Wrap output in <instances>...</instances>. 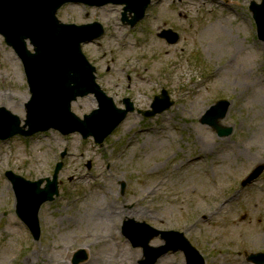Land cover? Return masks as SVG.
Listing matches in <instances>:
<instances>
[{
    "label": "rangeland",
    "instance_id": "rangeland-1",
    "mask_svg": "<svg viewBox=\"0 0 264 264\" xmlns=\"http://www.w3.org/2000/svg\"><path fill=\"white\" fill-rule=\"evenodd\" d=\"M251 3L262 0H153L150 17L133 32L121 23L120 6L59 11L66 24L101 23L104 38L83 52L106 95L118 108L130 100L135 111L102 145L54 130L0 141V264H72L81 249L87 259L79 264H140L164 245L163 236L179 233L205 264H254L252 256L264 255V171L241 187L264 165V43ZM164 31L177 32L178 42L169 44ZM163 89L173 105L152 118L141 115ZM29 97L22 65L0 36V109L22 121ZM224 100L228 109L220 117ZM96 108L93 96L71 104L79 118ZM208 111L209 124H202ZM214 120L232 133L219 136ZM222 143L228 158L206 153ZM58 162L59 194L42 206L35 241L16 215L5 173L37 181L50 178ZM107 204L124 215L108 224L95 208ZM86 212L95 216L80 219ZM126 222L138 225L129 229L137 228L139 238L144 228L156 230L148 250L124 237ZM155 264L186 259L168 252Z\"/></svg>",
    "mask_w": 264,
    "mask_h": 264
},
{
    "label": "water",
    "instance_id": "water-1",
    "mask_svg": "<svg viewBox=\"0 0 264 264\" xmlns=\"http://www.w3.org/2000/svg\"><path fill=\"white\" fill-rule=\"evenodd\" d=\"M66 3H81L89 7H101L107 4L123 5L122 21H127V13L133 14L132 20L127 22L130 26H134L143 18L150 0H0V35L22 61L31 95L25 105L26 120L23 127H20V119L17 116L0 109L1 140L17 134L30 136L54 129L62 135L79 133L83 139L93 137L96 143L101 144L127 114L133 111L132 104L127 100L124 110L114 106L112 99L107 97L96 84L95 69L81 51V44L102 35V26L98 23L82 26L61 24L55 15ZM250 11L256 23L258 37L264 41V0L260 5L251 3ZM27 41L33 47L34 53L27 49ZM89 94L94 95L98 109L79 119L71 112V103L78 97ZM160 97L155 98L153 110L144 113L145 115L154 116L172 105L166 92H162ZM219 105L222 107L220 117H223L227 104ZM208 116L209 113L204 117L203 123L209 124ZM210 123L220 136L230 133V129L221 131L216 121ZM3 127H6L5 131H2ZM61 156L63 157L64 153ZM61 166L62 163L56 165L52 179L36 182L27 181L12 172L5 174L14 190L16 214L35 240L39 238L40 233L38 212L41 205L52 201L53 197L58 195L57 177ZM262 170L263 166L255 169L245 182L255 180ZM44 181L46 185L41 189L40 186ZM129 226L138 225L125 224L124 235L135 246L148 250V241L157 234L156 230L144 228L143 238H139L133 233L138 232L137 228L131 231ZM175 237H178L177 241ZM163 238L167 245L154 251L150 249L145 256L149 255L150 258L152 253V258L145 264H153L168 250L182 251L190 264H203L198 252L181 234L165 235ZM85 258L84 251L80 250L74 255V263ZM250 259L256 264L264 263V255L252 256Z\"/></svg>",
    "mask_w": 264,
    "mask_h": 264
},
{
    "label": "bare ground",
    "instance_id": "bare-ground-1",
    "mask_svg": "<svg viewBox=\"0 0 264 264\" xmlns=\"http://www.w3.org/2000/svg\"><path fill=\"white\" fill-rule=\"evenodd\" d=\"M228 66H230V64L228 65ZM232 67V66H231ZM220 70H225V67H222ZM219 70V71H220ZM228 70V69H227ZM254 84H257V81L256 82H254ZM242 94V93H241ZM262 96H260V98H261ZM262 100H264V98L262 99ZM254 129V128H253ZM258 129V128H257ZM261 130H262V126H261ZM263 131V130H262ZM252 132V135H254V130H252L251 131ZM263 134H264V131H263ZM251 135V136H252ZM227 144L226 143H222V147L221 148H218L217 149V151H215L214 150V148H209V149H207V151L208 152H206V153H209L210 155H212V156H215L216 155V157H222L221 159H225V158H228V155H225L226 153H222V151H223V149H227V146H226ZM261 148H263V150H264V143H261L260 145H259ZM237 149H239V147L237 148ZM247 149H249V148H244V149H240V152L242 153V154H245V152L247 151ZM100 206V205H99ZM97 210H99L100 211V217L102 218V219H105L106 221H107V223L109 224L110 222H112V220L113 219H116V216H120V215H124V213L123 212H119L118 210V212H116V208L114 207V208H112L109 204H107V205H105L103 208L102 207H95ZM97 213V212H96ZM116 213V214H115ZM95 216V214L93 213V214H88L87 212L84 214V215H82L81 217H80V219H83L84 217H85V219H89V218H93ZM97 216H98V213H97ZM106 241H108V239L106 240ZM31 258H28V260H30ZM68 259H69V257H68ZM111 260H112V258H110ZM145 260L147 259V257H145L144 258ZM115 260V259H114ZM113 260V261H114ZM112 263V262H111Z\"/></svg>",
    "mask_w": 264,
    "mask_h": 264
}]
</instances>
